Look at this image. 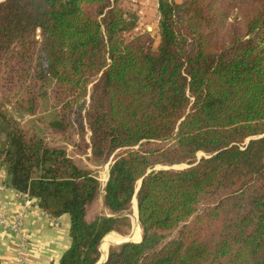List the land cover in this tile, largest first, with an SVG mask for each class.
I'll return each instance as SVG.
<instances>
[{"label":"trees","instance_id":"1","mask_svg":"<svg viewBox=\"0 0 264 264\" xmlns=\"http://www.w3.org/2000/svg\"><path fill=\"white\" fill-rule=\"evenodd\" d=\"M122 1L0 4V89L24 113L47 100L66 145L0 114L10 185L69 215L59 264H97L129 233L139 182L142 240L104 264H264V0H158L155 31ZM111 155L102 189L89 163Z\"/></svg>","mask_w":264,"mask_h":264},{"label":"crops","instance_id":"2","mask_svg":"<svg viewBox=\"0 0 264 264\" xmlns=\"http://www.w3.org/2000/svg\"><path fill=\"white\" fill-rule=\"evenodd\" d=\"M103 177L108 180L109 166ZM0 219L9 224L0 226V264H59L70 248L69 215H49L38 200L15 190L3 166H0ZM17 221L21 226L15 231L12 225Z\"/></svg>","mask_w":264,"mask_h":264},{"label":"rangeland","instance_id":"3","mask_svg":"<svg viewBox=\"0 0 264 264\" xmlns=\"http://www.w3.org/2000/svg\"><path fill=\"white\" fill-rule=\"evenodd\" d=\"M176 2L180 3L182 0H175ZM123 6L128 10V12L135 15L136 17V22L138 24L137 30H142V31H155L158 28L159 24V19H160V14L158 12V0H123L122 1ZM134 20V18H133ZM90 91L92 89V84L89 86ZM49 111V102L43 98L38 101V107L37 111L35 114H30V113H24L15 108L11 103H9L5 96L3 95L1 89H0V114L6 115V116H13L16 118H19L21 120H25L32 124L33 126L36 127L38 133L42 135L47 141L50 146H55V145H60V146H66L65 143L61 140H59L53 133L46 127L47 122L53 118V111ZM6 129L5 125H2L1 129V138H0V143L1 145L6 142ZM69 154L74 156V150L73 147H69ZM207 155L205 153H199L197 156V159H201L203 157H206ZM113 159V155L109 156L103 163L101 164H92L89 163L90 168L95 172L98 180L102 183H105L106 179H104V173L106 171V168L109 166ZM189 164L187 162H184L178 166L174 167H168V166H157L155 167L156 170L158 169H169V170H183L188 168ZM138 188V186H137ZM131 220V224H133L131 227V230L127 234H120L117 232L111 233V234H118L117 236L114 235H109L106 238H104V241L101 246V256L104 258L107 256V253L109 255L110 249L113 248L110 247L111 244L117 243L121 238H131L134 241H139L141 239V227L139 224H136L135 220V206L133 204L132 211L131 208L129 212L127 213ZM178 232H176L173 237H176ZM109 240L110 243L109 245H105L106 241ZM112 240V242H111ZM107 248V249H106ZM109 250V252H108Z\"/></svg>","mask_w":264,"mask_h":264},{"label":"water","instance_id":"4","mask_svg":"<svg viewBox=\"0 0 264 264\" xmlns=\"http://www.w3.org/2000/svg\"><path fill=\"white\" fill-rule=\"evenodd\" d=\"M3 1H4V0H0V4H1ZM198 160H200V159H198ZM193 165H195V164L189 165L188 168H190V167L193 166ZM165 166H167V165H165ZM168 167H174V166H168ZM188 168H186V169H188ZM155 170H156V169H155ZM158 170H162V169H158ZM163 170H169V169H163ZM180 170H181V169H180ZM183 170H185V169H183ZM171 171H176V170H171ZM107 181H108V180H107ZM107 181H106V183H107ZM106 183L102 185V189H104ZM140 187H141V182H139V186H138V189H137V191H136V196H135L136 200H137V193L139 192ZM102 203L104 204L103 199H102ZM137 207H138V206H137ZM137 212H138V208H137ZM127 216H128V215H127ZM138 221H139V215H138ZM139 224H140V222H139ZM140 227H141V225H140ZM133 228H134V224H133ZM141 230H142V229H141ZM141 234H142V233H141ZM141 236H142V235H141ZM141 240H142V237H141ZM141 240H140V241H141ZM140 241H138V242H140ZM131 242H132V243H137V242H135V241H130V240H128V241L121 242V243L115 245L114 247L121 246V245H123V244L131 243ZM110 250H111V249H110ZM107 259H108V256H107L106 260L103 261V260L100 259V256H99V260H98L97 264H104V263H106Z\"/></svg>","mask_w":264,"mask_h":264},{"label":"bare ground","instance_id":"5","mask_svg":"<svg viewBox=\"0 0 264 264\" xmlns=\"http://www.w3.org/2000/svg\"><path fill=\"white\" fill-rule=\"evenodd\" d=\"M106 181H107V180H106ZM106 181H105V183H106ZM134 201H135V217H136L135 220H136V219H137V213H138V212H137V200L135 199ZM136 224H137V225L139 224L138 219L136 220ZM139 226H140V225H139ZM108 236H109V235H108ZM106 237H107V236H106ZM106 237H105V238H106ZM121 239H122V240H120V241H128V240H130V241H134V240H132L131 238H121ZM140 240H141V239H140ZM140 240H139V241H140ZM103 241H104V240H103ZM120 241H119V242H120ZM111 242H112V240H111ZM135 242H138V241H135ZM102 243H103V242H102ZM109 243H110V241L107 240L106 243H105V245L108 246ZM111 245H112V244H111ZM111 245H110V246H111ZM101 246H102V244H101ZM109 248H110V247H109ZM106 249H107V248H106ZM108 252H109V250H108ZM107 256H108V253H107ZM107 256H106V258H107ZM106 258H104V256H103V257L101 256L100 259L104 261V260H106Z\"/></svg>","mask_w":264,"mask_h":264},{"label":"built area","instance_id":"6","mask_svg":"<svg viewBox=\"0 0 264 264\" xmlns=\"http://www.w3.org/2000/svg\"><path fill=\"white\" fill-rule=\"evenodd\" d=\"M105 184V183H104ZM0 226H9L8 222L0 219ZM20 221H17L15 224L12 225V228L16 231V230H19L20 229Z\"/></svg>","mask_w":264,"mask_h":264}]
</instances>
